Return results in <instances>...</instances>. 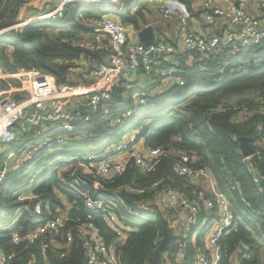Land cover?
I'll list each match as a JSON object with an SVG mask.
<instances>
[{
  "label": "built area",
  "instance_id": "obj_1",
  "mask_svg": "<svg viewBox=\"0 0 264 264\" xmlns=\"http://www.w3.org/2000/svg\"><path fill=\"white\" fill-rule=\"evenodd\" d=\"M7 1L1 0L0 9L7 6ZM30 1L22 0L21 19L1 28L0 36L22 31L30 24L62 19L67 5L75 4L78 7L75 16H82V23L92 33L90 39L72 40L71 45L89 50L92 55L77 61L71 69L77 82L62 88L57 86L55 77L49 73L0 67V148L14 141L15 133L11 129L17 123L28 124L27 131H23L26 140L21 139L15 151L7 146V157L0 154V191L10 171L18 170L24 162H33L44 150L71 145L72 133L90 128L98 120L111 115L115 108L123 107L116 112L111 125L121 127L137 108L148 104L149 98L172 86H184L179 56H188L190 60L193 54L205 56L220 45L248 47L264 39V11L247 13L248 0H235L238 6L233 1L227 8L214 5L213 0H192L205 9L203 16L207 26H214L219 17L231 25L224 33L211 34L187 29L186 19L190 17V12L183 1L159 0L157 11L161 20L171 21L177 17L178 44L155 32L154 42L149 45L138 38L139 29L147 25L135 28L119 18L126 4L134 6L137 0H58L54 3V0H47V5L39 6L34 12L27 10ZM90 10H95L97 14L88 15ZM9 78L18 81L19 85L12 86ZM122 82L120 99L113 104V91ZM17 95L19 97L15 98ZM233 102L236 103V98ZM233 109L236 121H243L253 114L248 106L237 105ZM141 127L137 126L131 134L112 144L103 138L102 143L107 146L103 155L89 148L82 156L69 155L63 159L62 167L68 172V186L77 192L81 185L78 175L83 174L95 187L103 188L114 177L123 174L130 161L135 163L141 174L147 175L162 158H170L174 163V172L189 188L191 196L170 185L167 178L155 180L147 187L126 186L127 192L132 195H151L146 203L158 204L167 221L171 235L168 248L162 252L163 264H221L225 256L228 264H245L240 257L245 249L241 251L238 248L231 255L225 254L222 249L220 240L235 227V214L212 173L206 167L195 165L194 156L173 146H145L138 138ZM38 141L39 144H36ZM261 143L264 145V140ZM247 158L243 157V161ZM11 159L16 160L15 168L9 164ZM253 176L256 183L263 179L261 174L253 173ZM83 193L85 209L99 214L114 231L113 238L106 242L101 239L90 215L84 220L76 219L80 222L79 231L84 234L87 264H119L115 247L125 241L131 229L123 226L118 219L115 202L94 198L88 191ZM14 196L19 201H29L31 205L34 201L31 207L33 216L42 214V198L33 194L30 182ZM63 220L57 216L46 221L27 234L28 240L44 243L43 251L46 238L58 245L56 236ZM201 222L205 223L204 226L211 224L212 229L199 245L195 241L194 228ZM72 237V233L67 231L60 246L61 257L65 256ZM19 239L18 233L14 232L12 241L17 243ZM4 262L5 257L0 254V264ZM29 264H36L35 260Z\"/></svg>",
  "mask_w": 264,
  "mask_h": 264
},
{
  "label": "trees",
  "instance_id": "obj_2",
  "mask_svg": "<svg viewBox=\"0 0 264 264\" xmlns=\"http://www.w3.org/2000/svg\"><path fill=\"white\" fill-rule=\"evenodd\" d=\"M181 1L185 3L191 17L201 13L192 9L190 0ZM7 2L8 6L0 12V29L22 17V0ZM147 4L157 9L155 1L147 2L134 11L128 9L125 13L122 12L120 20L135 28L147 25V14L152 11ZM30 9L32 8L27 10ZM203 11L205 12L202 10V13ZM96 14L95 10L88 12V15ZM63 19H66V14L62 19L30 24L22 31L1 35L0 67L49 73L55 77L59 88L76 83L71 69L78 60L88 58L92 52L72 46L71 43L80 38L90 39L92 30L82 23L81 17L74 15L62 23ZM47 29L54 32L48 33ZM192 56L190 60L188 56L178 57L184 86H172L149 98L146 106L134 111V116H139L142 111L156 110L164 95H170L167 102L177 107L162 116L155 113V116L147 117V121L141 120L136 125L142 126L138 138L148 147L173 146L194 156L195 165L206 167L219 188L227 195L235 214V227L220 240L224 253L231 255L237 251L239 244H243L245 250L240 257L245 264H264V145L261 143L264 140V39L248 47L220 45L217 50L208 52L205 56ZM122 86L123 82L113 91V104L119 101ZM249 93H253V98L247 97ZM180 96H185L184 100L181 101ZM235 98L236 103L233 102ZM236 104L248 106L253 114L243 121L234 120L236 112L233 108ZM122 109L123 107L115 108L111 115L98 120L90 128L72 133L71 146L75 152L70 155L82 156L91 148L89 144L94 143L95 137L106 138L105 136L113 134L112 131L117 127L111 125L112 119ZM131 119L133 118L128 123ZM27 126L28 124L20 122L13 129L24 128L27 131ZM82 133L85 137L89 136L83 144L79 141ZM240 136L252 137L255 149V153L244 161L239 150ZM93 151L98 154V151ZM59 163L46 174L23 185L24 188L30 182L33 194L41 196L43 212L40 216H33L31 207L35 204L34 201L31 205L29 201H19L14 196L20 188L17 191L12 188L6 191L5 183L8 178L3 183L0 191V254L5 257L4 264H29L33 259L36 264H87L84 234L79 231L80 222L76 219L84 220L90 215L91 221L99 229L101 239L106 242L113 238L114 231L99 214L85 209L83 191H88L94 198L115 202L118 219L123 226L131 229L125 241L115 247L119 264H163L162 253L157 247L163 237L165 219L158 204L146 203L151 199L148 193H128L126 186L147 187L155 180L167 178L170 185L189 194V188L184 186L183 180L174 172L172 159L162 158L147 175L141 174L135 163L130 161L126 171L114 177L103 188L95 187L88 177L79 174L81 185L77 192L68 186V172H61L63 170L58 168L63 163ZM253 173L261 174L263 179L256 183ZM55 190L61 192L71 205L65 211L66 218L58 229V245L46 238L43 251L44 243L30 242L27 234L59 216L56 208L64 206ZM67 231L73 237L65 256L61 257L60 246ZM14 232L20 237L17 243L12 241ZM168 232L171 235L169 229ZM221 264H228L226 256Z\"/></svg>",
  "mask_w": 264,
  "mask_h": 264
},
{
  "label": "rangeland",
  "instance_id": "obj_3",
  "mask_svg": "<svg viewBox=\"0 0 264 264\" xmlns=\"http://www.w3.org/2000/svg\"><path fill=\"white\" fill-rule=\"evenodd\" d=\"M55 1L58 0H54L53 3ZM154 0H138L136 5L134 6H129L128 4H126V6L124 7V13L129 9L134 11L135 9L139 8L141 5L146 4L147 2H151ZM158 1L159 0H155ZM156 2V3H158ZM0 4H1V0H0ZM42 5L41 1H37V5L36 6H40ZM7 6H8V2H7ZM30 4L28 5L29 8ZM36 6H32L33 8H35ZM147 6L149 8H152L151 5ZM27 8V9H28ZM1 10H5V7H3ZM77 10V5L75 4H69L67 5L66 9H65V14H66V19L62 20V23H64L65 21L71 19L72 17H74L75 13ZM155 10V8H154ZM154 10L152 11V14L147 15L148 20H152L153 15H156L157 13L154 12ZM30 12H34V10L30 9ZM6 15H9V10L6 11ZM152 17V18H151ZM82 18V16H81ZM153 20L155 21V18H153ZM122 21V20H121ZM46 32L48 33H53V31L47 29ZM165 33V32H163ZM17 85H19V82L16 81ZM170 97V95H164L160 100H159V104L158 107L156 108V110L153 111H142V113L139 116H134V114L132 116H130V118H133L130 120V122L128 123L129 119L126 120V124L121 126V127H117L116 128V132L114 134H109L107 136H105L108 140L109 144H112L113 142L120 140L126 136H128L129 134H131L134 129L136 128V125L141 121H147V117H153L155 116V113H157V116H162L165 112L169 111V110H174L176 109V105L173 103H168L167 99ZM247 97L249 98H253V93H249L247 95ZM185 96H180V100H184ZM19 129V127H16ZM49 129V127H48ZM47 129V130H48ZM88 137L84 136V133H82V137L79 139L80 143L83 144ZM95 141L94 143L89 144V146L91 147V149L98 151L99 155H103L105 152V149L107 148V146H104L102 143V139L103 136H100L98 138H94ZM26 140V137L23 138V141ZM39 144V141L36 143ZM7 146L10 147L11 151H15L14 149L19 147V138L16 137V139L10 144H4L1 146L0 148V154L4 155V157H7ZM72 152H75V149L73 146L69 145V144H64V145H58L55 146L51 149H47L42 151L41 155L36 158L33 162H24L18 170L16 171H10V174L8 176V180L5 183V190L7 191L8 189L12 188V190L17 191L18 188H20L19 191H21L23 189V185H25V183L29 180H34L36 177H39L42 174H46V172L53 167L54 165L58 164L59 162H62L63 159H65L66 157H68ZM12 160L11 159L9 164L12 166ZM62 163H59V165H61ZM14 167V166H13ZM58 169L63 170L61 172H64L66 169L62 166H60ZM42 178V177H40ZM22 187V188H21ZM55 194L57 195V197L60 199V201L62 202L64 208H59V210L61 211L59 214H63L65 213L66 210H68L70 208L71 203L67 201V199L64 197V195L59 192L58 190H55ZM64 211V212H63ZM13 212V211H12ZM65 219V218H63ZM205 223H200L198 225L195 226L194 228V233L196 234L195 236V241L196 243H198L199 245L202 244V240L205 237V235L209 234L211 232L212 226L211 224L207 223L206 226H204Z\"/></svg>",
  "mask_w": 264,
  "mask_h": 264
},
{
  "label": "crops",
  "instance_id": "obj_4",
  "mask_svg": "<svg viewBox=\"0 0 264 264\" xmlns=\"http://www.w3.org/2000/svg\"><path fill=\"white\" fill-rule=\"evenodd\" d=\"M37 1L42 2V5H40L41 7L44 5H47V0H31L29 2L30 3L29 8H32V10H34V9L36 10L39 7V6H36ZM233 1H235V0H213V3H214V5H218L220 7L227 8L228 4L230 2H233ZM156 2H158V1H155V3ZM50 4H52V3H50ZM156 4H158V3H156ZM190 5L196 13L199 11L201 13L198 16L193 15L192 17L191 16L189 17L190 18V24H191L189 30H192L194 32H205L206 34H211L214 32L224 33L227 29L231 28V25L228 24L225 19H222L220 17L217 19V23L214 26H212V27L207 26L206 23L204 22V16H203L204 11L202 13V10H205V9L202 8L201 6H199L196 2H192V0H190ZM32 6H36V7L33 8ZM153 10H154V8H152V11ZM152 11H150L147 15L152 14ZM262 11H264V0H263V2H262V0H248V3L246 5V12L247 13L259 14ZM154 12L157 13L156 15H153V18H155V21L151 17L152 20H148L147 25H152L156 34L158 33L160 36L165 38L167 41H169L173 44H178V39H177V35H176V26L178 23L177 17L171 21H163V20H161V17H160L156 8H155ZM186 27H187V25H186ZM187 29H188V27H187ZM163 32H165V33H163ZM8 81L10 82V84L12 86H14V84L16 83V80L13 78H9ZM23 129L24 128L19 129V130H16L15 128L11 129V131H13L15 133V139H16V137H18L19 141H20L25 136V133H23V131H25V130H23ZM15 162H16V160H12V166H14V168L16 167ZM56 210H58L57 212H59V213L61 212L59 210V208H56ZM59 216L61 218H66V213H64V215L61 213V214H59Z\"/></svg>",
  "mask_w": 264,
  "mask_h": 264
},
{
  "label": "water",
  "instance_id": "obj_5",
  "mask_svg": "<svg viewBox=\"0 0 264 264\" xmlns=\"http://www.w3.org/2000/svg\"><path fill=\"white\" fill-rule=\"evenodd\" d=\"M235 6H238V1L234 2ZM187 27L190 29V18L186 19ZM138 38L141 42H143L145 45H149L154 42L155 39V30L152 25H147L145 27H142L138 32ZM15 98H18V96H15ZM67 106H70L67 104ZM233 139V136H232ZM238 143H239V150L242 155V157H250L255 153V149L253 147V138L250 136H240L238 137ZM91 183V182H90ZM22 231V230H21ZM170 240V234L168 232L167 228V221H164L163 224V237L161 242L159 243L157 250L159 252H164L168 248V243ZM239 249L241 251L244 250L243 244H239Z\"/></svg>",
  "mask_w": 264,
  "mask_h": 264
}]
</instances>
